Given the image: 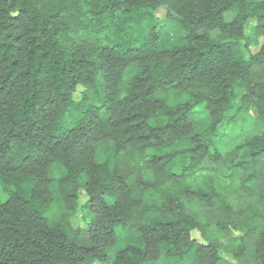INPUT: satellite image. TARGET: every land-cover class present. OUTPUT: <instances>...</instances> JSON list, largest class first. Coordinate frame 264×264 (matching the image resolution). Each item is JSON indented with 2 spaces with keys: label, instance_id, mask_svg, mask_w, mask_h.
<instances>
[{
  "label": "trees",
  "instance_id": "16d2710c",
  "mask_svg": "<svg viewBox=\"0 0 264 264\" xmlns=\"http://www.w3.org/2000/svg\"><path fill=\"white\" fill-rule=\"evenodd\" d=\"M260 38L264 0H0V264H264Z\"/></svg>",
  "mask_w": 264,
  "mask_h": 264
},
{
  "label": "rangeland",
  "instance_id": "374dc122",
  "mask_svg": "<svg viewBox=\"0 0 264 264\" xmlns=\"http://www.w3.org/2000/svg\"><path fill=\"white\" fill-rule=\"evenodd\" d=\"M165 9L164 8H158L157 9V16H159L160 18H164L165 16ZM225 18H227L226 13L224 14ZM231 17V16H229ZM165 34L171 35L172 34V30H166L164 31ZM217 34V31H211L210 35L211 37H214ZM264 40V38H260V42H262ZM258 48V46H250V50L251 51H256V49ZM235 55L237 57V59L239 60H244L246 58V52L244 50L243 47H239L238 49L235 50ZM249 92L248 88H241L238 89L236 91V95L235 98L232 101L231 107L227 110L226 114L227 115H233L234 113L237 112V108L240 106V97L242 94ZM260 127L262 126V124L257 121L256 119V114L253 111L252 108H248V109H244L241 110L240 112H238L236 114L235 120L234 121H229L227 123H224L223 128H222V135L218 138V143L220 145V147L224 150H226L228 147H230L232 144L240 141L241 139H243L246 135H248L252 130H254L256 127ZM189 145L188 141H182L179 142L175 145L172 146H168V147H150L147 149V152L149 154H159L162 153L164 151H173L176 148L179 147H185ZM186 159V156H182L180 158V163L184 162ZM5 193L3 192V187L0 185V200H3L5 198ZM85 194L83 192H80L79 194V199L77 201V206H76V211H75V215L73 218V225L74 226H78L80 228H82L85 224V209H84V201H85ZM132 232V234H131ZM215 236L223 243H226L228 241V238H234V246L236 248H241L245 245L246 241H245V237H244V233L241 230H227L225 232L223 231H218L215 230L214 231ZM117 235H118V240L115 244L116 247H120L123 242L125 241V239H131L133 238L135 235L133 234V231H123L122 229H118L117 230ZM194 236L197 237L198 232H194L193 233ZM219 253L221 256H225V251L224 249L221 247L219 248ZM233 256L230 255V259L232 260V262L234 264H242L241 262H239L238 259L236 258H232ZM181 264H187L188 263V259L185 258L183 259L181 262H179ZM178 263V264H179ZM86 264H106L103 262H98L96 260H89ZM175 264V263H174ZM177 264V263H176Z\"/></svg>",
  "mask_w": 264,
  "mask_h": 264
},
{
  "label": "crops",
  "instance_id": "0c3cea01",
  "mask_svg": "<svg viewBox=\"0 0 264 264\" xmlns=\"http://www.w3.org/2000/svg\"><path fill=\"white\" fill-rule=\"evenodd\" d=\"M225 13H226L227 18H225V16L223 15V16H224V19H225V20H231V19L235 16V14H236V10H235L234 8H232V9L226 11ZM225 13H224V14H225ZM229 16H231V17H229ZM214 30H216L217 33H218V30H217V29H214ZM214 30H212V31H214ZM216 35H217V34H216ZM216 35H215L214 37H216Z\"/></svg>",
  "mask_w": 264,
  "mask_h": 264
}]
</instances>
